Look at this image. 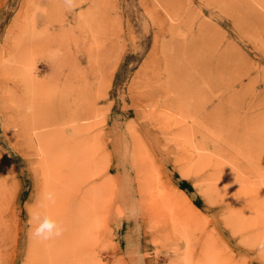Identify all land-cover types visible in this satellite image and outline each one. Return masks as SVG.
<instances>
[{
	"label": "rangeland",
	"instance_id": "374dc122",
	"mask_svg": "<svg viewBox=\"0 0 264 264\" xmlns=\"http://www.w3.org/2000/svg\"><path fill=\"white\" fill-rule=\"evenodd\" d=\"M0 264H264V0H0Z\"/></svg>",
	"mask_w": 264,
	"mask_h": 264
},
{
	"label": "clouds",
	"instance_id": "9594fccd",
	"mask_svg": "<svg viewBox=\"0 0 264 264\" xmlns=\"http://www.w3.org/2000/svg\"><path fill=\"white\" fill-rule=\"evenodd\" d=\"M73 0H66V3L71 6ZM31 223V221H30ZM31 230V229H30ZM33 234L43 239H50L52 236H59L61 234L57 226L47 217L34 229Z\"/></svg>",
	"mask_w": 264,
	"mask_h": 264
},
{
	"label": "bare ground",
	"instance_id": "6f19581e",
	"mask_svg": "<svg viewBox=\"0 0 264 264\" xmlns=\"http://www.w3.org/2000/svg\"><path fill=\"white\" fill-rule=\"evenodd\" d=\"M150 56H152V55H150ZM193 70H195L194 72L197 74V76L199 77V71H197L196 69H194L193 68ZM155 74H157V72H153L152 74H150L148 77H147V79H145V80H150V79H152V78H154V76H155ZM153 76V77H152ZM198 79V78H197ZM197 79L195 78V81L193 82V78L190 80L191 82H192V84H191V86H192V88L193 89H195V90H198V91H200V89L202 88V86H201V84H199V83H197ZM143 81L142 82V84L144 85V87H145V89H146V92L147 91H149L150 89L149 88H146V86H148L149 85V83L147 82V81ZM153 90L154 91H157V87L156 86H154L153 87ZM66 107V106H65ZM86 107H90L89 105H87ZM40 136V133H37V134H35V139L36 138H38ZM215 147H216V145H214ZM205 162H208V161H205ZM212 166H215L216 165V162L215 163H210ZM248 168H250L251 169V167H250V165H246ZM215 175V172H212V173H210L206 178H208V179H210V180H212V179H214V176ZM212 186H215L214 184H211ZM218 188V187H217ZM53 217V214H51V217L50 216H48L47 218L48 219H50L51 220V218ZM37 224H39L40 222L39 221H36V220H34ZM33 233H31L30 235H32ZM37 242H38V239H37Z\"/></svg>",
	"mask_w": 264,
	"mask_h": 264
}]
</instances>
